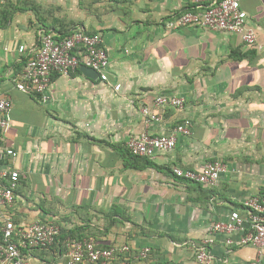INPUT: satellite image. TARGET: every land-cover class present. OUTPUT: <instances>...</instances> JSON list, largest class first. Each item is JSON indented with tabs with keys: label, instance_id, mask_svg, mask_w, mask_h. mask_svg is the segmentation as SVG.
<instances>
[{
	"label": "crops",
	"instance_id": "0c3cea01",
	"mask_svg": "<svg viewBox=\"0 0 264 264\" xmlns=\"http://www.w3.org/2000/svg\"><path fill=\"white\" fill-rule=\"evenodd\" d=\"M26 1L35 7L0 0V96L12 102L0 145L17 153L3 165L19 173L12 203H0V229L7 220L61 228L58 243L33 252L31 264H65L69 237L129 249L106 264H202L196 248L209 225L233 210L245 216L251 197L264 199V0H241L254 47L197 26L167 29L192 0ZM77 28L100 35L107 81L79 69L54 74L44 103L17 90L41 33L62 38ZM162 95L184 104L155 106ZM143 106L162 121L146 124ZM185 119L192 134L179 136L172 152L141 158L126 149L129 138L167 133ZM213 161L228 169L214 187L172 172ZM210 253V264H264V250L259 257L252 246L228 247L222 235Z\"/></svg>",
	"mask_w": 264,
	"mask_h": 264
},
{
	"label": "built area",
	"instance_id": "2783aa9c",
	"mask_svg": "<svg viewBox=\"0 0 264 264\" xmlns=\"http://www.w3.org/2000/svg\"><path fill=\"white\" fill-rule=\"evenodd\" d=\"M201 27L215 32L239 36L248 47H254L256 36L247 25V15L241 8V0H192L191 10L186 11L166 24L169 30L185 27ZM24 53L23 46L18 48ZM81 66L91 68L98 73V79L107 81L109 58L102 45L99 34H88L82 29H75L65 37L57 38L48 31H43L39 44L23 66L16 80L17 90L35 96L44 103L48 99V88L52 75L68 76ZM115 91L120 85L114 87ZM182 98L175 96H159L154 105L161 108H181ZM12 102L0 96V142L10 126ZM140 113L146 124L160 123L162 116L141 107ZM192 134V124L183 120L164 134L153 135L144 131L138 136L127 140L125 146L135 157L153 158L158 153L172 152L179 136L188 137ZM17 153L0 145V182L4 186L0 190V203L8 205L14 198L19 173L15 169L3 165L7 159L16 158ZM228 171L221 161L205 163L199 170H183L173 168L175 177L191 183L210 188L217 184L219 177ZM245 216L238 210L231 211L225 221L214 222L207 228V236L196 248V260L202 264H210L212 255L210 248L215 237L222 235L225 245L252 246L257 249L258 256L264 250V199L249 198L242 206ZM61 228L50 222L34 221L28 225H15L11 220L4 222L0 229V264H31L32 254L37 250L53 247L60 236ZM239 234L238 239L233 236ZM127 247L98 248L91 239L67 238L65 243V264H106L118 253L128 252ZM149 250L143 249L139 257H147ZM251 264H261L256 260Z\"/></svg>",
	"mask_w": 264,
	"mask_h": 264
},
{
	"label": "water",
	"instance_id": "95a60500",
	"mask_svg": "<svg viewBox=\"0 0 264 264\" xmlns=\"http://www.w3.org/2000/svg\"><path fill=\"white\" fill-rule=\"evenodd\" d=\"M79 70L84 76H86L89 79H98L99 76L98 73L91 68L81 66Z\"/></svg>",
	"mask_w": 264,
	"mask_h": 264
},
{
	"label": "trees",
	"instance_id": "16d2710c",
	"mask_svg": "<svg viewBox=\"0 0 264 264\" xmlns=\"http://www.w3.org/2000/svg\"><path fill=\"white\" fill-rule=\"evenodd\" d=\"M47 31V30H46ZM68 35V34H67ZM66 36V35H65ZM181 180H183V179H181ZM183 181H186V180H183ZM186 182H188V181H186ZM191 183V182H190ZM199 186H201L202 187V185H200V184H198ZM61 233H62V231L60 232V236H61ZM60 236H59V238H60ZM59 238H58V241H59ZM69 238H74V237H69ZM65 239L67 240V238H64V241H65ZM77 240H80V238H77ZM58 241H57V243H58ZM64 247H65V243H64Z\"/></svg>",
	"mask_w": 264,
	"mask_h": 264
},
{
	"label": "rangeland",
	"instance_id": "374dc122",
	"mask_svg": "<svg viewBox=\"0 0 264 264\" xmlns=\"http://www.w3.org/2000/svg\"><path fill=\"white\" fill-rule=\"evenodd\" d=\"M23 1H25V2H26V4H25V5H28V6L30 5V6H34V7H35V5L33 4V2H30V3H29V2H28V1H26V0H23Z\"/></svg>",
	"mask_w": 264,
	"mask_h": 264
}]
</instances>
